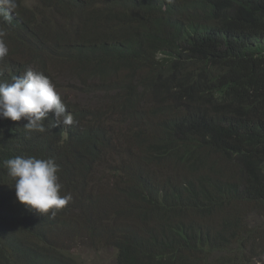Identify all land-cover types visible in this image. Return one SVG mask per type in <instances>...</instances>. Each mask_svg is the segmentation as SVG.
<instances>
[{
  "label": "trees",
  "instance_id": "obj_1",
  "mask_svg": "<svg viewBox=\"0 0 264 264\" xmlns=\"http://www.w3.org/2000/svg\"><path fill=\"white\" fill-rule=\"evenodd\" d=\"M0 31V81L65 64L88 93H115L85 108L60 94L76 123L49 113L42 133L0 118V264H83L58 242L67 232L110 248L113 264H258L264 0H16ZM106 119L130 124L139 153L118 165L122 194L86 196L111 151ZM17 155L60 165L72 199L55 216L17 200L3 166Z\"/></svg>",
  "mask_w": 264,
  "mask_h": 264
},
{
  "label": "clouds",
  "instance_id": "obj_2",
  "mask_svg": "<svg viewBox=\"0 0 264 264\" xmlns=\"http://www.w3.org/2000/svg\"><path fill=\"white\" fill-rule=\"evenodd\" d=\"M15 7L16 0H0V11L11 12ZM6 35L0 31V59L9 52L4 41ZM66 109L55 85L42 72L31 67L11 82L0 81V118L26 120L23 128L28 132H44V121L49 113L54 114L55 125H73L76 121ZM3 166L14 181L12 186L17 200L29 210L41 215L51 212L55 216L72 199L70 193L60 194V165L54 158L17 155L3 160Z\"/></svg>",
  "mask_w": 264,
  "mask_h": 264
},
{
  "label": "rangeland",
  "instance_id": "obj_3",
  "mask_svg": "<svg viewBox=\"0 0 264 264\" xmlns=\"http://www.w3.org/2000/svg\"><path fill=\"white\" fill-rule=\"evenodd\" d=\"M55 66L54 71H50L51 75L48 77L50 81L55 85L57 91L64 95L67 99L72 100L76 98L75 102L79 103L82 108L94 106L98 104H107L109 97L114 96L113 91H99L96 88V93H88L86 86L77 81V78L72 76L68 70H71L67 65H63L62 68ZM108 95L109 97H106ZM111 100L108 106L111 104ZM107 109V108H106ZM134 129V124H132ZM106 126L108 134H111L112 143H110L111 151H105L102 153V161L96 169L90 172L91 177L96 178V183L92 184L91 177L87 185L86 196H96L99 191L100 196H105L107 192H111L112 196L122 194L123 188L126 186V178L124 173H117L120 168L119 164L123 163L126 158L138 152L137 144L129 143L132 136L136 138L135 134L131 132V126L127 122L119 121V123L112 121V119H106ZM110 160L109 162H107ZM127 162L125 161V167ZM255 219L252 223L255 224ZM264 230V229H262ZM245 234L237 232L234 242L230 243V249H234L237 245V240H241ZM106 238L101 237V241L105 242ZM63 249L75 257L79 262L83 264H113V251L97 243H92L89 236L84 234H76L74 232H67L64 234L63 240L58 241ZM260 253H264V248ZM262 259L258 264H264V254L260 256Z\"/></svg>",
  "mask_w": 264,
  "mask_h": 264
}]
</instances>
